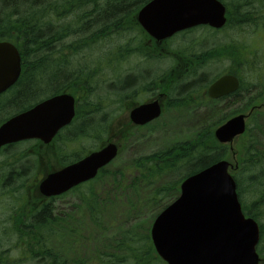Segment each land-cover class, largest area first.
<instances>
[{
    "label": "trees",
    "instance_id": "1",
    "mask_svg": "<svg viewBox=\"0 0 264 264\" xmlns=\"http://www.w3.org/2000/svg\"><path fill=\"white\" fill-rule=\"evenodd\" d=\"M149 1L0 0V40L14 41L23 59L22 77L13 91L16 92L14 93L16 97H22L19 101V105L22 106L19 107L18 112L32 108L43 101V97L47 99L71 93L80 100L77 106V116L71 126L59 133L58 137L73 145L74 142L82 139H99L106 135L111 123L109 120L111 113L106 110L114 104L121 105L123 108L126 102H131L132 97L137 96L143 89L140 81L142 77L115 73L111 77L110 93L107 94L109 101L103 96L95 102L92 101L94 93L99 88L94 84L100 82L101 86L106 85L109 77L103 73L104 67L109 69L119 67L120 70L130 55L140 53L142 56L145 52L143 47L135 44V38L131 37V31L135 32L138 29L137 23L135 24L136 20H132V15L134 9L137 12ZM220 1L227 7V29L232 28L233 25L241 28L251 23L258 31L263 32L264 22L255 24L251 21H261L264 17V0ZM250 15L255 17L250 18ZM122 33L128 35L127 39L111 46L109 51L117 46L113 53L108 51L103 56L93 59L92 66L88 65L90 62L76 66L75 59L71 58L76 54L80 55L84 49H92L96 44H102L98 47L102 48L110 37ZM139 43L141 44L140 40ZM244 46L246 45L242 42H233L227 46L217 45L213 51L214 54H225L224 58L230 59L236 65L232 73L240 76L241 89L223 101L231 97H248L245 105L237 102L241 108L246 105L254 107L258 104L249 97L248 84L243 73H255L257 76L264 72V64H261L263 61H257L256 58L258 50L249 52L246 46L243 52L239 53V49ZM223 49H225L224 52ZM208 54L205 55L202 51H192L189 56V71L181 76V80H189L197 76L198 72L210 62L211 55ZM148 56L146 54V57ZM112 63H116L117 66H110ZM93 66L94 68L91 69ZM239 67L241 70H238ZM206 76L201 74L200 80L179 93L178 98L174 97L178 81L175 86L170 82L166 83L164 92H167L170 97L166 110L167 108L177 110L192 105H202L203 102L204 104L215 103L209 101L204 94L208 84ZM252 77L254 80V76ZM136 84L141 86L137 90L133 88ZM257 87H264L263 77L259 79ZM111 93L115 99H110ZM258 101L264 102V97L259 98ZM100 113L103 117L98 119L97 115ZM257 115L258 113L253 115V120ZM250 131L251 128L241 138L243 150L239 153V170L234 173V177L243 211L260 223L263 243L264 144L259 138L261 133L258 134L259 136L251 135ZM64 134H69L70 138ZM19 144L22 145V143ZM19 144L8 145L2 149L0 157L4 156V158L0 161V193L11 191L14 194L17 192L14 188L18 183H21L19 188L25 186L23 182L18 181L19 178H25L27 181L30 177V173H19L22 160L29 159L28 153L24 156L23 151L17 149ZM12 151H19L22 154L16 159H10L15 156V152ZM81 157V154H72L73 162ZM228 157L229 148L216 142L212 130L202 128L194 139L135 159L126 169L125 174L123 172L118 175L120 182L116 181L115 185L121 191L131 189L140 200L139 203L155 205V208L158 206V211L161 212L178 197L179 186L187 176H192ZM11 168H15L16 172ZM105 172V169L102 170L98 178L102 177ZM127 172L129 175L124 181ZM148 185L150 190L144 197L143 191ZM81 189L82 187H79L75 191ZM82 200L86 202L93 224L100 228L103 217L98 208L99 199L89 190L83 195ZM52 201L42 203L39 208L30 209L28 212L25 211L24 206L13 210V215L17 216L15 221H18L17 232L11 226L9 232L4 231V233H9L10 236L17 234L18 244L15 243L13 247L22 252L20 260L23 262L69 264L64 251L52 246L53 240L63 245L66 238L65 232L68 229L67 216H63L62 219L54 217L55 209ZM163 201L165 203L161 204ZM2 224H0V238ZM130 234L133 236L111 241L109 246H106L107 248L97 251L92 258L85 255V259L72 261V264H165L157 257L149 237H140L134 232ZM5 253L1 252L0 255L3 256ZM259 253L264 256L263 246L259 249Z\"/></svg>",
    "mask_w": 264,
    "mask_h": 264
},
{
    "label": "rangeland",
    "instance_id": "2",
    "mask_svg": "<svg viewBox=\"0 0 264 264\" xmlns=\"http://www.w3.org/2000/svg\"><path fill=\"white\" fill-rule=\"evenodd\" d=\"M138 11L136 12V9L133 10L132 20L137 17ZM254 17V15H250V18ZM251 22L261 24L264 22V17L261 21ZM127 36L125 33L115 34L110 37L102 48H98L102 44H96L92 49H84L80 55L76 54L71 56V58L75 59L76 66L79 64L83 65L86 62H90L88 65L92 66L93 59L108 53L111 46L119 44L122 41L124 42ZM131 37L135 38V44L143 47L145 52L142 56L140 53L130 55L120 70L119 67L118 69L104 67L103 73L109 79L105 86H101L100 82L94 84L95 87L99 86V88L94 93L92 101L95 102L100 96H103L109 101L107 94L110 93L109 85L112 81L111 77L117 72L136 77L142 73L145 78L143 81L145 91L150 92L143 93L140 91L137 97H132V99H135V97L136 99L131 100V102H126L123 108L117 104L108 108L106 112L111 113L113 119L110 117L112 121L109 125L110 129L108 133L99 139H82L77 144L74 142L73 146L71 143L70 150L67 145L68 142L66 141H63V148L60 150H57V142L52 147L42 148L38 145L36 148L39 149V160H37V155L32 152L33 141L22 143V145L19 144L17 149H21L24 156L25 153L29 154V159L24 158L20 163L19 173H30V177L27 181L25 178H19L18 181L23 182L25 186L24 188H19L21 183H18L16 188H14L17 192L14 194L11 191H2L0 193V224L3 223L1 226L0 253L6 252L5 255H0V264H28V262L20 260V253L22 254V252H19V250L13 247L15 243L18 244L17 234L10 236L9 233L6 234L4 231L9 232V227L11 226L16 231L18 221H15L17 216L13 215L14 209L18 210L19 207L24 206L25 211L28 212L30 209H37L42 203H48L50 201L40 195L38 191L39 184L45 176L55 173L45 174L46 171L60 168L62 161H68V164L73 162V153L81 151L83 157L88 152L100 150L99 148L108 146L111 143L122 146V153L119 158L107 167L102 177L86 184L79 191L69 192L64 197L57 199L51 198V200L55 199L51 202L55 209L53 212L54 217L62 219L64 218L63 216H67L68 227L65 232L66 238L64 239L63 245L53 240L52 246H56L64 251L69 264H72V261L75 260L85 259V255L92 258L93 254L97 251L107 248L111 241L113 242L124 237L133 236L130 232H134L135 235L140 237L150 238L152 225L159 213H161L158 211V206L156 209L155 205L139 203L140 200L136 197L134 191L131 189L121 191L115 185L117 184L116 181L120 182L118 175L123 172L125 174L126 169L135 159L157 153L177 143L194 139L197 132L202 128L209 131L212 130L214 133L215 129L225 123L228 117L243 114V112L248 113L252 110V105H246L241 108L237 104L239 102L245 105L248 97H231L227 100L228 103L227 101L222 102L220 100L215 103L208 102L204 104L203 102L202 105H192L177 110L167 108L165 114L154 123L142 129L130 128L128 119L130 110L138 104L156 99L152 92L156 91V95L159 89L166 87V84L162 80L163 76L175 73L180 77L188 72L190 68L189 56L192 54V51H202L205 55L211 53L208 54L211 55L209 57L210 62L207 63L203 70L198 72L197 76L189 78V80L184 79L182 81L181 78L178 80V86L175 87V98H178L179 93L184 89L190 88L191 85H194V82L200 80L201 74L207 75L208 87L213 80L220 77V74L230 73L233 71V68H236V65L230 59L224 58L225 54L213 53L217 45L224 44L227 46L233 42H242L248 46L249 52L258 50L257 61H263L261 64H264V29L263 32L258 31L256 26L251 23L243 25L241 28L233 25L232 28L217 33L209 32L203 28L192 30V32L187 31L177 35L168 44H162L161 48H164L165 51H162V49L156 46L151 47V49L148 48L145 44L146 37H144L139 29H136L135 32L131 31ZM246 46L239 49V53H242ZM116 48L117 46L110 50L109 53H113ZM145 53L149 56L146 57ZM161 53L166 56H162ZM110 66L114 67L117 64L112 63ZM93 68L94 66L91 69ZM238 70H241V68L239 67ZM250 74L243 73L248 84L247 91H249V97L253 101H257V105H262L264 102L258 100L264 97V87L259 88L257 85L259 79L264 78V72L259 73L257 76H255V73ZM252 76H254V80ZM133 88L135 90L139 89V84H136ZM111 95L110 99H115L113 93ZM42 99H45V97ZM257 113V117L249 125V128H251L250 133L251 135L261 133L259 138L264 144V112ZM101 116L102 114L100 113L97 115V118L99 119ZM65 135L67 138H70L69 134ZM40 143L50 145L44 144L43 142ZM234 144V151L241 153L243 150L241 141H236ZM73 150L76 152H73ZM12 152H15V156L10 159H16L22 154L19 151ZM3 158L4 156L0 157V161ZM227 159L231 161L230 163L232 165L236 164L234 157L229 156ZM238 159L239 155L236 160ZM128 175L129 172L124 176V181L127 180ZM89 190L99 199L98 208L103 217V223L100 228H97L93 224L91 215L87 210L86 202L82 200L83 195L87 194ZM149 190L150 186L148 185L143 191L144 197ZM163 203L165 202L163 201L161 204ZM260 246L264 247V242L262 243L261 241Z\"/></svg>",
    "mask_w": 264,
    "mask_h": 264
},
{
    "label": "water",
    "instance_id": "3",
    "mask_svg": "<svg viewBox=\"0 0 264 264\" xmlns=\"http://www.w3.org/2000/svg\"><path fill=\"white\" fill-rule=\"evenodd\" d=\"M226 8L218 0H153L138 14V22L158 42L201 25L221 29ZM21 75V57L9 43H0V94ZM240 87L234 76H224L209 90L213 99L235 93ZM77 100L69 94L51 97L0 126V153L3 147L27 140L51 143L76 116ZM162 114L158 102L134 109L130 119L145 126ZM244 115L220 127L216 139L232 144L246 131ZM119 147L109 144L62 170L49 174L38 187L46 199L59 197L97 177L99 171L118 155ZM222 161L186 180L182 196L156 220L152 239L158 255L167 264H260L257 253L260 228L246 218L237 195V186Z\"/></svg>",
    "mask_w": 264,
    "mask_h": 264
},
{
    "label": "flooded vegetation",
    "instance_id": "4",
    "mask_svg": "<svg viewBox=\"0 0 264 264\" xmlns=\"http://www.w3.org/2000/svg\"><path fill=\"white\" fill-rule=\"evenodd\" d=\"M151 1V0H150ZM149 1V2H150ZM149 2H147V3H149ZM146 3V4H147ZM145 4V5H146ZM144 5V6H145ZM135 24H136V22H135ZM0 42H11L12 44H14L15 46H16V44L14 43V41H10V40H0ZM154 41L153 40H150V42L148 43V46H150V47H152L154 44ZM17 47V46H16ZM17 50L20 52V55H21V51H20V49L17 47ZM22 56V55H21ZM172 77L170 78V79H162L163 80V82H166L165 80H168V82H170L171 84H175L176 83V81H178L179 79V77H174L175 76V73H172ZM22 77V76H21ZM20 77V78H21ZM20 78L17 80V82L13 85V86H11L10 88H8L5 92H3V93H1L0 94V126L4 123V122H6L8 119H10V118H12V117H14V116H16V115H18L19 114V101H21V99H22V97H16L15 95H14V93H16V92H13V91H15L14 89L17 87V85L19 84V80H20ZM155 92L156 91H153L152 93H153V95H154V98H158V96H159V98L157 99V100H160L162 103H163V105H164V107H165V104L168 102V100H169V98L167 99V97H168V95H167V93L166 92H159V94L157 93L156 95H155ZM161 94H165V99H164V97L163 96H160ZM155 96H157V97H155ZM167 99V101H165ZM155 100V99H154ZM151 101H153V100H151ZM165 101V102H164ZM150 102V101H149ZM129 122H130V120H129ZM130 124H131V122H130ZM55 142H57L58 143V148H57V150H60V149H62L63 148V141H62V139L60 138V137H58L57 136V139H55L50 145H43V144H41L39 141H33V149H32V152L33 153H35L36 155H37V160H39V156H38V154H39V149L38 148H36L38 145L40 146V147H42V148H44V147H52V146H55ZM66 162L67 161H62L61 163H60V168H57V169H51V170H48V171H46L45 172V174H48V173H51V172H56V171H58V170H60L65 164H66ZM11 169H13L15 172H16V169L15 168H11Z\"/></svg>",
    "mask_w": 264,
    "mask_h": 264
},
{
    "label": "bare ground",
    "instance_id": "5",
    "mask_svg": "<svg viewBox=\"0 0 264 264\" xmlns=\"http://www.w3.org/2000/svg\"><path fill=\"white\" fill-rule=\"evenodd\" d=\"M153 0H151L150 2H152ZM149 2V3H150ZM149 3H147L146 5H145V7L149 4ZM220 78V77H219ZM218 78V79H219ZM218 79H216V80H214L213 82H211L210 84H209V86L207 87V90H206V92H208L209 90H210V88L218 81ZM59 135V134H58ZM57 135V136H58ZM57 136L54 138V140L57 138ZM53 140V141H54ZM28 141H32V140H27V141H24V142H28ZM40 141V140H39ZM24 142H19V143H24ZM40 142H42V141H40ZM19 143H15V144H19ZM44 143V142H43ZM52 143V142H51ZM51 143H49V144H51ZM45 144V143H44ZM12 145H14V144H12ZM6 147V146H5ZM4 148V147H3ZM2 148V149H3ZM1 152H2V150H1ZM0 156H1V153H0ZM212 166V165H211ZM211 166H209V167H211ZM163 261V260H162ZM164 262V261H163ZM165 264H167L166 262H164Z\"/></svg>",
    "mask_w": 264,
    "mask_h": 264
}]
</instances>
